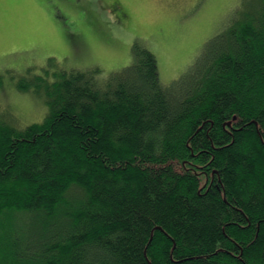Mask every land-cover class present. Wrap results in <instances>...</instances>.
<instances>
[{"label":"trees","instance_id":"trees-1","mask_svg":"<svg viewBox=\"0 0 264 264\" xmlns=\"http://www.w3.org/2000/svg\"><path fill=\"white\" fill-rule=\"evenodd\" d=\"M55 67L0 71L49 108L0 106V264H264V0L168 83L138 43Z\"/></svg>","mask_w":264,"mask_h":264},{"label":"rangeland","instance_id":"rangeland-1","mask_svg":"<svg viewBox=\"0 0 264 264\" xmlns=\"http://www.w3.org/2000/svg\"><path fill=\"white\" fill-rule=\"evenodd\" d=\"M240 1L0 0V71L56 64L67 70L96 66L107 75L131 63L138 43L153 52L168 83L194 63ZM115 5L117 14L110 11ZM40 97L3 78L0 106L23 125L48 113Z\"/></svg>","mask_w":264,"mask_h":264}]
</instances>
